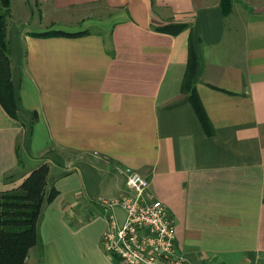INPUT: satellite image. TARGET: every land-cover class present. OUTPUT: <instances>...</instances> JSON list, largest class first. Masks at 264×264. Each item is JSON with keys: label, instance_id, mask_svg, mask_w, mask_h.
Instances as JSON below:
<instances>
[{"label": "crops", "instance_id": "obj_1", "mask_svg": "<svg viewBox=\"0 0 264 264\" xmlns=\"http://www.w3.org/2000/svg\"><path fill=\"white\" fill-rule=\"evenodd\" d=\"M220 2L10 0L0 191L44 163L56 191L24 264H117L101 199L127 192L128 167L188 264H264V0ZM190 55L204 121L183 90Z\"/></svg>", "mask_w": 264, "mask_h": 264}, {"label": "trees", "instance_id": "obj_2", "mask_svg": "<svg viewBox=\"0 0 264 264\" xmlns=\"http://www.w3.org/2000/svg\"><path fill=\"white\" fill-rule=\"evenodd\" d=\"M220 3L222 12L226 14L231 0H221ZM9 4L10 0H0V103L5 111L14 117L17 103L11 80V56L7 38ZM81 33L83 32L71 35ZM195 63L196 59L190 55L183 90L190 92L191 101L204 121L201 105L191 86ZM48 170V164H41L18 186L0 191V264H24L29 249L39 243L38 225L44 203L51 202L56 195L53 187L46 192Z\"/></svg>", "mask_w": 264, "mask_h": 264}, {"label": "built area", "instance_id": "obj_3", "mask_svg": "<svg viewBox=\"0 0 264 264\" xmlns=\"http://www.w3.org/2000/svg\"><path fill=\"white\" fill-rule=\"evenodd\" d=\"M148 185L145 177L128 167L127 192L112 200L101 199L107 220L101 237L104 250L117 258V264H188L178 252L170 211L160 200L146 199ZM115 208L122 211V220Z\"/></svg>", "mask_w": 264, "mask_h": 264}, {"label": "rangeland", "instance_id": "obj_4", "mask_svg": "<svg viewBox=\"0 0 264 264\" xmlns=\"http://www.w3.org/2000/svg\"><path fill=\"white\" fill-rule=\"evenodd\" d=\"M84 12H87L86 14H88V13H93L95 16H100V15H102V14H104V16L106 15V13H108L107 12V10H105V9H101V8H95V6H93V7H90V9L89 10H86V11H84ZM117 210V212H118V214L120 215L121 214V211H120V209L119 208H116L115 209V211ZM191 263V262H190ZM192 264V263H191Z\"/></svg>", "mask_w": 264, "mask_h": 264}]
</instances>
